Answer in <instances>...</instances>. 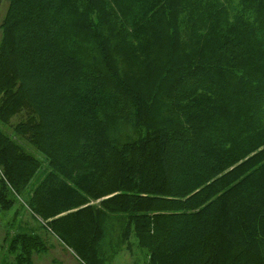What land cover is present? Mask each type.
<instances>
[{
  "label": "trees",
  "instance_id": "trees-1",
  "mask_svg": "<svg viewBox=\"0 0 264 264\" xmlns=\"http://www.w3.org/2000/svg\"><path fill=\"white\" fill-rule=\"evenodd\" d=\"M6 2L0 208L80 264L112 219L146 264H264V0Z\"/></svg>",
  "mask_w": 264,
  "mask_h": 264
},
{
  "label": "rangeland",
  "instance_id": "rangeland-1",
  "mask_svg": "<svg viewBox=\"0 0 264 264\" xmlns=\"http://www.w3.org/2000/svg\"><path fill=\"white\" fill-rule=\"evenodd\" d=\"M7 8L6 0H0V23L4 17ZM1 38V29H0ZM24 117V113H18L12 116L7 123H0L2 130L9 137L18 139L19 137L13 132L14 126ZM20 142H25L19 139ZM30 152H33L31 145L25 144ZM42 161V159H41ZM0 168V178L2 175ZM10 201L5 208H0V264H80L75 253L52 234L46 228V221L38 215L33 214L27 207V198L23 195L8 194ZM117 222L110 220L107 224V236L102 241L103 250H109V261L105 264H146V255L137 247L133 236L127 240H119ZM18 234L36 236L39 239L38 246L42 247L36 251L34 246H29L28 253L24 250L23 245L17 244V241L11 243ZM110 237L111 240H107ZM29 261V262H28Z\"/></svg>",
  "mask_w": 264,
  "mask_h": 264
}]
</instances>
